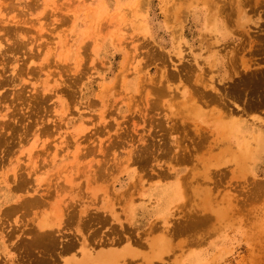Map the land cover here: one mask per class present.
Instances as JSON below:
<instances>
[{
	"label": "rangeland",
	"instance_id": "obj_1",
	"mask_svg": "<svg viewBox=\"0 0 264 264\" xmlns=\"http://www.w3.org/2000/svg\"><path fill=\"white\" fill-rule=\"evenodd\" d=\"M260 1L0 0V214L41 201L0 216V264L26 262L13 246L43 219L58 240L81 242L52 264H264ZM257 74L260 92L243 84ZM232 81L246 86L240 100L223 92ZM158 171L171 176L155 189L182 182L180 202L136 195ZM16 172L23 193L10 190ZM129 193L139 211L171 213L132 218ZM81 211L99 218L82 223Z\"/></svg>",
	"mask_w": 264,
	"mask_h": 264
},
{
	"label": "bare ground",
	"instance_id": "obj_2",
	"mask_svg": "<svg viewBox=\"0 0 264 264\" xmlns=\"http://www.w3.org/2000/svg\"><path fill=\"white\" fill-rule=\"evenodd\" d=\"M262 1V0H261ZM260 1V2H261ZM246 2H247V0H246ZM254 2V1H253ZM263 2V1H262ZM248 3V5L251 3H249V1L247 2ZM258 3V2H257ZM256 3V4H257ZM264 3V2H263ZM259 5V4H258ZM262 6V5H261ZM261 6H259V7H261ZM264 11V10H263ZM262 11V12H263ZM232 13V12H231ZM264 14V13H263ZM220 19V18H219ZM231 20V19H230ZM224 21V20H223ZM238 21V20H237ZM231 24V23H230ZM232 24H233V22H232ZM261 25H263L264 26V24H261ZM221 26H223V25H221ZM262 30V29H261ZM260 30V31H261ZM259 31V29L257 30V32ZM248 32V31H247ZM262 32H264V31H262ZM261 32V33H262ZM245 33V32H244ZM243 33V34H244ZM241 34V33H240ZM252 34V33H251ZM255 34H257V33H255ZM258 35H261V34H258ZM258 35L256 36L257 38H258ZM262 35H264V34H262ZM261 35V38H260V40H261V42L259 43V44H263L264 43V37ZM251 36V35H250ZM255 36V35H254ZM255 37V38H256ZM250 39V38H249ZM252 39H254V38H252ZM259 39V38H258ZM258 39H257V41H258ZM256 40V39H255ZM255 40H254V42H255ZM259 40V41H260ZM250 41V40H249ZM248 41V42H249ZM256 41V42H257ZM263 41V42H262ZM253 42V43H254ZM258 43V42H257ZM241 45V44H240ZM264 45V44H263ZM258 46L259 45H257L256 47H257V49H259L258 48ZM260 46H262V45H260ZM236 47V46H235ZM240 47V46H239ZM263 47V46H262ZM230 49V48H229ZM238 50H239V48H237ZM255 49V48H254ZM260 50V49H259ZM258 50V51H259ZM216 51V50H215ZM237 51V50H236ZM254 51V50H253ZM264 51V50H263ZM218 52V51H217ZM260 52H262V51H260ZM236 53V52H235ZM263 53V52H262ZM252 54H253V52H252ZM254 54H255V52H254ZM224 55V54H223ZM223 55H222V57H223ZM235 55V54H234ZM264 58V57H263ZM236 60V59H235ZM263 60V59H262ZM247 62V61H246ZM234 64L236 63V61H234L233 62ZM232 64V63H231ZM234 64H232V65H234ZM219 65H220V67L222 68V66L224 65V67H226V61H225V59H224V63H223V61L221 62V60H220V62H219ZM231 65V66H232ZM246 65V64H245ZM230 66V65H229ZM244 66V65H243ZM248 66H249V64H248ZM248 66H244L245 68H247ZM251 66V65H250ZM249 68V67H248ZM262 68H264V66L262 67ZM253 69V68H252ZM259 69H261V68H259ZM259 69H257V70H259ZM230 71H231V68L229 69ZM253 70H255V69H253ZM261 70H263V69H261ZM243 71V70H242ZM246 71V70H245ZM250 71H252V70H250ZM264 71V70H263ZM234 72V71H233ZM244 72V71H243ZM257 73L259 72L260 73V70L259 71H256ZM262 72V71H261ZM239 73V72H238ZM249 72H247V74H248ZM252 73V72H251ZM258 73V74H259ZM263 73V72H262ZM242 74V73H241ZM246 74V73H245ZM250 74V73H249ZM252 74H254V72L252 73ZM256 74V73H255ZM257 74V75H258ZM239 75V74H238ZM237 75V76H238ZM256 75V77H252L251 76V78H256V79H250L249 77V79H246V80H243L244 78L242 77V79L241 80H243V84L244 83H248L249 82V88H251L250 86H252L253 85V87L252 88H254L255 86L257 87V85L258 84H260L259 83V79L260 78H262L261 76H257ZM237 76H236V78H237ZM250 76V75H249ZM255 76V75H254ZM264 76V75H263ZM230 77V76H229ZM257 77L259 78V79H257ZM238 78H240L239 76H238ZM238 78L236 79V80H238ZM247 78V77H246ZM227 79V78H226ZM3 80H4V78H3ZM6 80V79H5ZM249 80V81H248ZM264 82V80H261L260 79V82ZM1 82V81H0ZM6 82V81H5ZM233 83H232V85L233 84H236V83H234V81H232ZM239 82L240 81H238V84H239ZM242 82V81H241ZM3 83V82H2ZM224 83V82H223ZM222 83V84H223ZM229 83H231V82H229ZM228 83V85L226 84V86H225V91H223V92H225V95H226V93L228 94H232V95H234L235 96V98L236 97H238L239 98V95L242 93V92H244V91H242V86H240V84H239V88L240 87H242V88H240L241 90H239V88L238 87H235L234 85L232 86H230V84ZM1 84V83H0ZM221 84V85H222ZM242 84V85H243ZM255 84V85H254ZM257 84V85H256ZM262 84V83H261ZM260 84V86H262ZM3 85H5V84H3ZM223 85H225V84H223ZM222 85V86H223ZM244 85H246V84H244ZM243 85V86H244ZM246 86H248V85H246ZM246 86H244V88H245V90H246ZM258 87H259V85H258ZM195 88V87H194ZM224 87H221V89H223ZM238 88V89H237ZM244 88H243V90H244ZM248 88V89H249ZM252 88H251V90H252ZM260 88V87H259ZM221 89H220V92H221ZM255 89V88H254ZM198 89H196V91H197ZM241 91V92H239V91ZM250 90V89H249ZM256 91H259L257 88L255 89ZM108 91V90H107ZM190 91H192V90H190ZM248 91V90H247ZM256 91H255V94H256ZM260 92V91H259ZM189 93V92H188ZM251 93H252V91H251ZM206 94H208V93H204V95H200V99L202 98V97H204V96H206ZM244 94V93H243ZM242 94V95H243ZM252 94H254V92L252 93ZM259 94V93H258ZM261 94V93H260ZM21 95V94H20ZM190 95V94H189ZM219 95V94H218ZM222 95H223V93H222ZM225 95H223V96H225ZM231 95V96H232ZM257 95V94H256ZM256 95H253L254 97H256ZM230 96V97H231ZM251 96V95H250ZM258 96V95H257ZM261 96H263L262 94H261ZM260 95H259V97L260 98H263V97H261ZM109 97H110V95H109ZM215 96L213 95V97H210L209 98V100H212L213 98H214ZM226 97V96H225ZM112 98V97H111ZM216 98V97H215ZM228 98V97H227ZM232 98V97H231ZM253 98V97H252ZM258 98V97H257ZM256 98V99H257ZM260 98H259V100H260ZM237 99V98H236ZM248 99H251V97H247V100ZM255 99V98H254ZM254 99L253 100H251V102L252 101H254ZM255 99V100H256ZM25 100V99H24ZM234 100V99H233ZM238 100V99H237ZM239 100H240V98H239ZM264 100V99H263ZM220 101H221V99H220ZM249 101V100H248ZM232 102V101H231ZM241 102V101H240ZM250 102V101H249ZM256 102V101H255ZM257 102H258V100H257ZM259 103V105L261 104V101L260 102H258ZM245 104H247V103H245L244 102V105ZM249 104V103H248ZM263 104V103H262ZM227 105H229V104H227ZM226 105V106H227ZM233 105V104H232ZM249 105H253L254 107H255V105H256V103H255V105L254 104H249ZM249 105H247V106H249ZM258 105V106H259ZM30 106V105H29ZM239 106H241V105H239ZM243 106V105H242ZM252 106V107H253ZM198 107V106H197ZM225 107V106H224ZM256 108V107H255ZM261 108H262V105H261ZM260 109V108H259ZM229 110V109H228ZM249 110H250V106H249ZM257 110V109H256ZM191 111V110H190ZM183 112H185V111H183ZM229 113V112H228ZM214 114H215V112H214ZM207 116V115H206ZM219 116V115H218ZM227 117V116H226ZM225 119V118H224ZM234 120V119H233ZM226 126V125H225ZM218 131V130H217ZM125 134V133H124ZM122 135V134H121ZM222 135V134H221ZM118 136V135H117ZM123 136V135H122ZM121 136V137H122ZM121 137H120V139H121ZM124 139V138H123ZM200 140V139H199ZM197 143H199V142H197ZM197 146V145H196ZM143 148H141L140 149V151L141 150H146L147 151V149L149 148V146H146V147H144V146H142ZM198 147V146H197ZM86 149V148H85ZM145 151V152H146ZM143 152V151H142ZM142 152H138L140 155H138L137 157H135L134 159L136 160V161H138V162H140V160L142 159V158H144L145 159V157H146V159L148 158L147 156L149 155V149H148V152H146V154L148 153V155L147 156H145L144 157V154H142ZM144 152V153H145ZM154 152V151H153ZM181 152V151H180ZM180 152H177V153H180ZM152 153V152H151ZM151 153H150V155H151ZM158 155H160V154H158ZM180 155V154H179ZM157 156H153L152 155V158H156ZM177 157V156H176ZM144 159H142L141 161H143ZM145 159V160H146ZM149 159V158H148ZM178 159V158H177ZM182 159V158H181ZM180 160V159H179ZM183 161V160H182ZM181 161V162H182ZM141 164V163H140ZM126 165V164H125ZM121 168V167H120ZM126 168V167H125ZM20 172V171H19ZM19 172H16V173H18V175L17 176H15L14 177V179H13V185L11 184V187H10V190L11 191H13V192H16V193H23V192H25L26 191V189H27V183L29 182V181H27L24 177V175H22V174H24V173H19ZM150 173V172H149ZM15 175V174H14ZM169 176H171L170 175V173H166V172H164V171H158V172H156V173H153V174H149V176H147V179L149 178V180H150V177H151V179H154V178H156L157 179V181L155 182V183H153V185H151L150 187L148 186V188H145V189H142L141 191H139L138 192V190H137V192H136V195L140 198V199H144L143 197H145V199H144V201H150V200H153L154 202H156L158 205H160V206H165V207H168L169 206V204H173L174 202L175 203H177V202H180L181 201V199H182V195H180V194H178L179 193V191H178V187H181V184H182V182L181 181H175V182H170V184H168L167 185V187H161V188H158V189H155V187H156V184L157 183H164L163 182V180H165V179H167ZM146 177V176H145ZM173 177V176H172ZM139 178V177H138ZM186 178V177H185ZM191 178V177H190ZM186 181V180H185ZM190 181V180H189ZM257 182V181H256ZM169 183V182H168ZM193 183V182H192ZM255 183V182H254ZM258 183V182H257ZM256 183V184H257ZM147 184V183H146ZM259 184V183H258ZM183 185V184H182ZM189 186V185H188ZM254 186V185H253ZM257 186V185H256ZM255 186V187H256ZM257 187H259V186H257ZM110 188V187H109ZM133 189V188H132ZM138 189H139V187H138ZM257 189V188H256ZM261 189V188H260ZM259 189V190H260ZM263 189V188H262ZM261 189V190H262ZM258 190V191H259ZM126 192V191H125ZM129 192V191H128ZM128 192H126V194L128 193ZM133 193H134V191H133ZM133 193H129L130 194V197L128 198L129 199V202H130V209H131V211L130 212H132L133 211V216H131L132 218H134V217H136V215L138 214L140 217V219H142V222H144L145 224H146V221H147V218L148 217H150L151 215H153V214H156V213H159V215H162V216H166V214L168 215V214H170L171 213V211H163V210H161V211H159V212H157V211H155L154 213H151L150 211H148V210H146V209H142V210H138L137 209V206H134L133 204L131 205V203H132V194ZM210 193V192H209ZM112 194V193H111ZM113 195V194H112ZM122 194H119V196H121ZM124 195H125V193H124ZM133 195H135V194H133ZM210 195V194H209ZM126 196H128V195H126ZM143 196V197H142ZM8 197L9 198H12V197H10V194L8 195ZM43 197V196H42ZM117 197H118V195H117ZM122 197V196H121ZM120 197V198H121ZM198 197V196H197ZM208 197V196H207ZM206 197V198H207ZM38 198H39V196H38ZM120 198H118V199H120ZM135 198H137V197H135ZM49 199V198H48ZM52 199V198H51ZM98 199V198H97ZM117 199V198H116ZM131 200V201H130ZM136 200V199H135ZM44 201V200H43ZM96 201V200H95ZM39 202H41L40 201V198L37 200V198H36V196H32L31 198L29 197V198H22V199H20L19 201H17L16 202V204L15 205H13V206H9L7 209H5L4 210V214L3 213H1V214H3V215H1L0 214V216L1 217H3V218H5V215H9V210H14V209H16V208H18V209H20V210H25L26 209V207H28L29 206V204L31 205V203H34V204H37V203H39ZM187 202V201H186ZM115 203V202H114ZM117 203V202H116ZM119 203V202H118ZM212 205V204H211ZM32 206V205H31ZM30 206V207H31ZM159 206V207H160ZM209 206V205H208ZM108 207V206H107ZM158 207V208H159ZM109 208H111V207H109ZM104 210V209H103ZM125 210H126V208H125ZM200 210V209H199ZM248 210V209H247ZM194 211H197V210H194ZM82 212L83 211H81L80 212V220L82 221V223H84L85 221L86 222H88L89 220H91V219H94V217L97 215H92L93 217H90V216H88L87 217V219H85V220H82V217H81V214H82ZM86 212V211H85ZM102 212V211H101ZM100 212V213H101ZM160 212H162V213H160ZM203 212V211H202ZM246 212V211H245ZM95 213V212H94ZM94 213H92V214H94ZM204 213V212H203ZM104 215H105V213H103ZM109 214H110V210H109ZM188 215V214H187ZM109 216V215H108ZM185 216V215H184ZM205 216H208V215H205ZM199 217V219H198V221H201L202 220V222H203V220H207V218L206 217ZM105 217V216H104ZM104 217H103V219L102 220H104ZM188 217V216H187ZM221 217V216H220ZM96 218H99V217H97L96 216ZM101 218V217H100ZM138 218V217H137ZM192 218V217H191ZM190 218V219H191ZM197 216L194 218L196 221H197ZM206 218V219H205ZM223 218V217H222ZM192 220L193 222L195 221V220ZM215 219H216V217H215ZM4 220V219H3ZM44 220V219H43ZM43 220L42 221H38L37 222V225H38V228H39V231H37V230H35V229H33V228H28L27 227V231L25 230V228H24V230L22 229H20V228H18V229H20V236H19V239L20 240H18L17 241V243L18 244H14V246H13V249H14V247H15V249H16V251L18 252V256L19 255H21L20 253H24V252H26L25 254H23L22 253V260H23V256H24V258L26 257L27 259H24V261H26L25 263H22V264H52L53 263V261H55L57 258L59 259V254L60 253H62V252H69L70 250H73L74 248H75V246L78 244V242L79 241H77V239L75 238V239H73V238H69L68 240H65V241H61V240H58V238L54 235V231L53 230H51L50 229V225H51V223H49V222H46L45 221V223H47V224H45L44 222H43ZM212 220V219H211ZM219 220V219H218ZM101 221V220H100ZM99 221V222H100ZM128 221V220H127ZM196 221H195V224H196ZM98 222V223H99ZM105 222V221H104ZM187 222H191L189 219H188V221L186 220V223ZM193 222H192V224H193ZM48 223L50 224V225H48ZM96 223V222H95ZM101 223V222H100ZM157 223H159V221L157 222ZM156 223V224H157ZM89 224V223H88ZM97 224V223H96ZM126 224H128V222L126 223ZM144 224V225H145ZM155 224V225H156ZM184 224V223H183ZM188 224L189 223H187V227H188ZM192 224H190V226H189V229H190V227H193L194 225H192ZM201 224V222H198L197 223V225H195V227L197 226L198 227V225H200ZM203 224H205L204 222H203ZM208 224V223H207ZM80 225V224H79ZM79 225H77V226H79ZM129 225V224H128ZM154 225V226H155ZM184 225V226H185ZM211 225V224H210ZM49 226V227H48ZM51 226H53V225H51ZM82 226V225H81ZM158 226V225H157ZM181 227V229L183 228V230H184V228H187V227ZM203 226V225H202ZM212 226V225H211ZM83 227V226H82ZM194 227V228H195ZM15 228V227H14ZM80 228V227H79ZM149 228H153V226L152 227H149ZM155 228V227H154ZM173 228V227H172ZM29 229V230H28ZM155 229H158L157 227L155 228ZM170 229V228H169ZM192 229V228H191ZM134 230V229H133ZM153 230V229H152ZM175 230V229H174ZM182 230V232H184ZM26 231V232H25ZM129 231V230H128ZM154 231V230H153ZM156 231V230H155ZM170 231H171V229H170ZM177 231V230H176ZM175 231V232H176ZM120 232V231H119ZM126 232V231H125ZM180 232V231H179ZM211 232V231H210ZM25 234V235H23L22 236V234ZM134 233V232H133ZM147 233V232H146ZM172 233H173V231H172ZM177 233V232H176ZM207 233V232H206ZM153 234V233H152ZM174 234V233H173ZM205 234V233H204ZM172 235V234H171ZM208 235V234H207ZM211 235V234H210ZM120 235H118V237H119ZM191 236V235H190ZM193 237V236H192ZM202 237V236H201ZM153 238V237H152ZM115 239V238H114ZM128 239V238H127ZM130 239V238H129ZM109 241H110V239H108ZM117 241L118 240H121L120 238H117L116 239ZM137 240L138 239H131L130 240V242H137ZM154 240V242H155V239H153ZM152 240V241H153ZM195 240V239H194ZM193 240V241H194ZM197 240H200V239H197ZM88 241V240H87ZM129 241V240H128ZM140 241V240H139ZM196 241V240H195ZM194 241V242H195ZM203 241V240H202ZM200 242V241H199ZM16 243V242H15ZM81 242H79V244H80ZM85 243V242H84ZM93 243V242H92ZM92 243H90V244H92ZM117 243V242H116ZM89 244V245H90ZM110 244H111V242H110ZM194 244H199L198 243V241H197V243L195 242ZM151 245H153V242L151 243ZM150 245V246H151ZM81 246H85V245H81ZM86 247V246H85ZM89 247V246H88ZM116 249V248H115ZM109 250H110V248H109ZM113 250V249H112ZM83 252V251H82ZM85 252V251H84ZM105 252V251H104ZM103 252V253H104ZM110 252V251H109ZM94 253V252H93ZM119 253V252H118ZM150 253H151V251H150ZM65 254V253H64ZM85 254H86V256H87V254L89 255V252H85ZM84 254V255H85ZM100 254H101V252H100ZM106 254V253H105ZM107 254H109V253H107ZM113 253H110L109 255H112ZM117 253H115V255H116ZM102 256V255H101ZM120 256V255H119ZM156 256V255H155ZM155 256H152L153 258L155 257ZM19 258V257H18ZM73 258V257H72ZM96 258V257H95ZM102 258V257H101ZM103 258H104V255H103ZM107 257H105L104 258V260L106 259ZM108 258H109V256H108ZM57 259V260H58ZM83 259V258H82ZM110 259V258H109ZM20 260V259H19ZM27 260H28V262H27ZM56 260V261H57ZM86 260V261H85ZM94 261L96 260V259H93ZM98 260H102V259H98ZM21 261V260H20ZM71 261V260H70ZM88 261H90L89 260V258L88 257H86V259H84L83 260V263L85 264L86 262L87 263H90V262H88ZM124 261H125V259H124ZM22 262V261H21ZM81 263H82V260L80 261ZM55 263V262H54ZM80 263V264H81ZM86 263V264H87ZM21 264V263H20ZM178 264V263H177Z\"/></svg>",
	"mask_w": 264,
	"mask_h": 264
},
{
	"label": "crops",
	"instance_id": "obj_3",
	"mask_svg": "<svg viewBox=\"0 0 264 264\" xmlns=\"http://www.w3.org/2000/svg\"><path fill=\"white\" fill-rule=\"evenodd\" d=\"M181 241H180V243L182 244V243H187V244H189L190 243V237H187V238H185V239H180ZM178 244H179V242H178ZM213 244V243H212ZM190 250H194V251H197L198 250V248L197 247H193V249H191L190 248ZM190 250H189V252H190ZM72 253L70 252L69 253V255H71Z\"/></svg>",
	"mask_w": 264,
	"mask_h": 264
}]
</instances>
